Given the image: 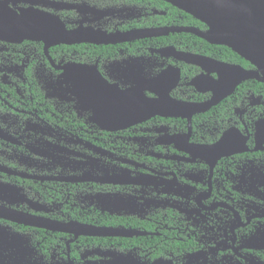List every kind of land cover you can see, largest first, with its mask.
Returning <instances> with one entry per match:
<instances>
[{
  "label": "flooded vegetation",
  "instance_id": "flooded-vegetation-1",
  "mask_svg": "<svg viewBox=\"0 0 264 264\" xmlns=\"http://www.w3.org/2000/svg\"><path fill=\"white\" fill-rule=\"evenodd\" d=\"M207 30L0 0V264H264V83Z\"/></svg>",
  "mask_w": 264,
  "mask_h": 264
},
{
  "label": "water",
  "instance_id": "water-1",
  "mask_svg": "<svg viewBox=\"0 0 264 264\" xmlns=\"http://www.w3.org/2000/svg\"><path fill=\"white\" fill-rule=\"evenodd\" d=\"M163 1L205 24L207 32H195L199 37L228 47L255 67L254 71L238 68L242 79L251 78L264 83V0ZM48 19L54 20L52 17ZM161 32L166 30L157 31L158 34ZM44 33H48L46 28L40 32ZM23 35H29V32L26 30Z\"/></svg>",
  "mask_w": 264,
  "mask_h": 264
},
{
  "label": "trees",
  "instance_id": "trees-1",
  "mask_svg": "<svg viewBox=\"0 0 264 264\" xmlns=\"http://www.w3.org/2000/svg\"><path fill=\"white\" fill-rule=\"evenodd\" d=\"M158 1H160V0H158Z\"/></svg>",
  "mask_w": 264,
  "mask_h": 264
}]
</instances>
